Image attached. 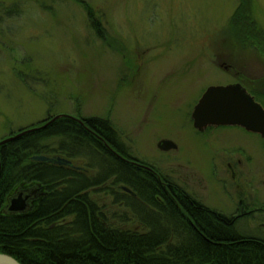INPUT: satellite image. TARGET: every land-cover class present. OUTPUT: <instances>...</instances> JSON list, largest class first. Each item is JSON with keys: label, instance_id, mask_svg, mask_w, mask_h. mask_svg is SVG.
I'll list each match as a JSON object with an SVG mask.
<instances>
[{"label": "rangeland", "instance_id": "1", "mask_svg": "<svg viewBox=\"0 0 264 264\" xmlns=\"http://www.w3.org/2000/svg\"><path fill=\"white\" fill-rule=\"evenodd\" d=\"M249 1L257 48L234 37L239 0H0V142L48 118L106 120L134 164L226 216L227 197L209 178L212 148L253 139L234 126L195 134L190 112L211 85L240 82L260 100L264 0ZM163 140L176 149L159 150ZM71 163L93 172L86 160Z\"/></svg>", "mask_w": 264, "mask_h": 264}, {"label": "trees", "instance_id": "2", "mask_svg": "<svg viewBox=\"0 0 264 264\" xmlns=\"http://www.w3.org/2000/svg\"><path fill=\"white\" fill-rule=\"evenodd\" d=\"M238 3L234 37L240 46L257 48L263 41L251 23L250 1ZM81 7L101 36L92 8ZM13 14L7 11V16ZM51 119L0 147L1 254L20 264H264V249L237 240L228 216L202 207L168 180L160 182L156 171L155 177L104 150L89 131L116 144L108 121L94 118L80 124L60 118L43 127ZM118 150L122 159L128 158ZM33 156L86 160L95 173L31 162ZM33 182L47 192L36 208L23 216L2 215L6 198L19 185ZM101 185L116 192L121 208L102 207L92 198L88 191ZM120 186L135 197L122 193Z\"/></svg>", "mask_w": 264, "mask_h": 264}, {"label": "flooded vegetation", "instance_id": "3", "mask_svg": "<svg viewBox=\"0 0 264 264\" xmlns=\"http://www.w3.org/2000/svg\"><path fill=\"white\" fill-rule=\"evenodd\" d=\"M228 67L229 66H227L226 63H219L218 70L221 69L228 72ZM191 72L192 71L187 70V73ZM232 75L234 76V73H232ZM230 84H238L242 88H244L249 96L254 99V101L258 105H260L261 109L264 110V91L260 93V95L262 93L263 94L259 97V100L257 99L258 97H256L254 93H252V91L250 92L244 84L240 82H234ZM230 84L220 86H230ZM220 86L216 85L215 87ZM202 95L199 97V99L202 97ZM199 99L197 100L195 106L198 104ZM193 109L190 113L192 131L195 134H198L200 136H208L211 135L213 131L224 127L211 126L205 128L201 132H198L196 129H194V123L192 120ZM81 123L84 124L83 122ZM235 128L244 133L245 136L251 137L253 139L252 142L240 141L235 142L233 146H223L219 149L212 148V155L210 157L209 163L211 165L212 171L209 175V178L213 183H216L219 192L227 197L229 214H227L226 216L231 219V225L236 230L237 240L239 239L241 241H247L254 246H260L264 249V162L261 160V157L264 156V141L256 133H250L244 128L242 129L240 127ZM89 132L101 144L104 150L108 151L112 156H114L115 160L132 164L136 168L150 172L153 176L156 177L153 168L145 165H136L132 162L133 160L131 158L122 159L121 153L118 152L119 150L117 144L108 143L105 139H100V137H97L96 135L91 133V131ZM77 167L78 166H76L75 168L77 169ZM78 168L80 170H77V172H81L87 175L90 174L88 173L87 169L82 167ZM72 170L76 171L75 169ZM156 178L160 182H164V180L166 179L163 178L162 175H159ZM123 187L124 186H120V190L122 193H125L130 197H135V194L128 188L127 189L131 192H124L122 190ZM106 188L107 186L101 185L99 186V188L94 187L88 192L92 195V198L102 207L114 206L116 209L121 208L120 200H118L116 195H114L116 194V192L107 190ZM13 192L11 194H13ZM182 192L186 193L183 189ZM5 205H3L1 211L3 210ZM199 205L204 207L200 202ZM208 209L211 210L210 208ZM211 211L221 214L217 211ZM241 227L242 229L246 230L243 232H239V228Z\"/></svg>", "mask_w": 264, "mask_h": 264}, {"label": "water", "instance_id": "4", "mask_svg": "<svg viewBox=\"0 0 264 264\" xmlns=\"http://www.w3.org/2000/svg\"><path fill=\"white\" fill-rule=\"evenodd\" d=\"M192 120L194 129L198 132L208 127H240L250 133L258 134L264 141V110L261 109L254 99H252L244 88L238 84L230 86H210L199 99L198 104L192 111ZM65 118L63 116L55 117L46 123L43 127L55 122L57 119ZM81 123L80 121H78ZM82 124V123H81ZM42 127V128H43ZM38 128L23 131L20 134L5 139L0 142V147L11 143L22 136L30 134ZM158 149L164 152L176 149V146L170 141H160ZM31 162L48 164L56 167L75 168L71 161L61 157L33 156ZM1 171V164H0ZM122 190L130 193L126 187ZM47 192L44 187L33 182L28 186L21 184L15 189L13 194L6 198V205L1 211L5 216H23L31 213L36 204L46 197ZM0 264H20L12 257L0 253Z\"/></svg>", "mask_w": 264, "mask_h": 264}]
</instances>
